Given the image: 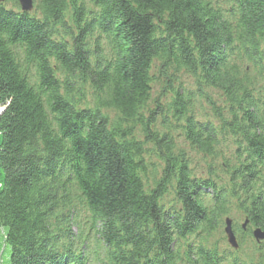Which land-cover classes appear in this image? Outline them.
<instances>
[{"label":"trees","instance_id":"1","mask_svg":"<svg viewBox=\"0 0 264 264\" xmlns=\"http://www.w3.org/2000/svg\"><path fill=\"white\" fill-rule=\"evenodd\" d=\"M33 3H0V256L264 264V0Z\"/></svg>","mask_w":264,"mask_h":264},{"label":"rangeland","instance_id":"2","mask_svg":"<svg viewBox=\"0 0 264 264\" xmlns=\"http://www.w3.org/2000/svg\"><path fill=\"white\" fill-rule=\"evenodd\" d=\"M5 6L6 7H10V6H12V4H11V2H9V1H6L5 2ZM31 11H33V10H31ZM190 84H191V82H190V80L188 81ZM155 87H156V83H155ZM202 105H204V103L202 102ZM229 217L230 218H232V226H233V229H234V232H235V235H236V238H237V241H238V243H239V246H238V248L236 249V251H238L239 253H241V254H248L250 251H252V246H253V244H252V242L249 240H247V238L245 239V240H243L242 241V244H241V241H240V234L238 233V231L235 229L236 227H235V221L237 222V224L239 225V224H241L242 223V221L240 220V219H238V220H236V219H234L232 216H230L229 215ZM223 228H224V219H223V226H222V228H221V230L219 229V230H217V231H215L212 235H211V237H210V242H212V243H215V244H217V245H219V247H227V248H230V249H232L229 245H228V243H227V241H226V237H225V233H224V231H223ZM2 245H3V235H2V233L0 232V249L2 248ZM250 250V251H249ZM8 253V251H6V249L5 250H3V253L1 254V256H0V264H8V261H7V257H6V254Z\"/></svg>","mask_w":264,"mask_h":264},{"label":"water","instance_id":"3","mask_svg":"<svg viewBox=\"0 0 264 264\" xmlns=\"http://www.w3.org/2000/svg\"><path fill=\"white\" fill-rule=\"evenodd\" d=\"M5 0H0V3H3ZM21 11L29 12L33 9V0H17ZM247 223V219H245L241 226L245 228ZM223 231L225 233L227 243L234 249L238 248V242L236 235L232 228V219L230 217L224 218V228ZM252 237L256 242L264 241V229L259 227H255L251 230Z\"/></svg>","mask_w":264,"mask_h":264}]
</instances>
